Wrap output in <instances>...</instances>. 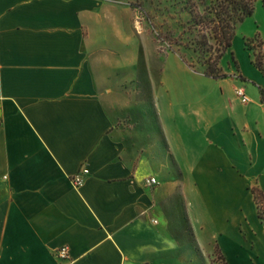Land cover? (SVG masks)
I'll list each match as a JSON object with an SVG mask.
<instances>
[{"label": "crops", "instance_id": "0c3cea01", "mask_svg": "<svg viewBox=\"0 0 264 264\" xmlns=\"http://www.w3.org/2000/svg\"><path fill=\"white\" fill-rule=\"evenodd\" d=\"M107 3L0 0V264H202L168 205L185 190L209 192L223 264H264L249 192L264 194V80L241 64L207 78L174 53L109 71L136 42L97 35Z\"/></svg>", "mask_w": 264, "mask_h": 264}, {"label": "rangeland", "instance_id": "374dc122", "mask_svg": "<svg viewBox=\"0 0 264 264\" xmlns=\"http://www.w3.org/2000/svg\"><path fill=\"white\" fill-rule=\"evenodd\" d=\"M211 1L114 0V3H107L111 10L104 13L102 31L97 35L105 37L106 33L108 38H115L116 36L110 33V24L113 25V30L117 25L122 36L134 40L136 46H132L131 55H129V48L124 51L117 47L113 48V56L107 63L106 69L115 72L116 70L139 72L156 69V62L152 59L155 53L158 55L174 53L181 61L183 59L196 68L192 70L182 61L188 69L201 73L202 68L197 64L200 54L193 52L195 43L200 40L198 31L201 28H196L193 21L203 15L204 9ZM258 42L261 43L260 50L264 53V8L261 0L255 3L252 16L237 25L231 48L227 51L229 53L226 52L227 55L225 53L220 60L219 68L226 78L231 76L229 72L233 69L240 72L241 64L247 76L251 78L256 76L258 79L261 77L264 80L261 72L254 66V59L259 53ZM207 44L215 46L212 40H207ZM135 49L133 63L132 58L129 59V57L134 55ZM261 60L264 62L262 57ZM234 76H237L236 73ZM243 83L249 88L254 87L250 79H245ZM256 89L258 90V87ZM249 192L251 193L250 190ZM216 193L221 194V192ZM168 194V205L171 211L180 210L181 206L185 210V248H194L195 255L202 264H223L217 249L215 224L210 221L209 216V192L185 190L169 191Z\"/></svg>", "mask_w": 264, "mask_h": 264}, {"label": "trees", "instance_id": "16d2710c", "mask_svg": "<svg viewBox=\"0 0 264 264\" xmlns=\"http://www.w3.org/2000/svg\"><path fill=\"white\" fill-rule=\"evenodd\" d=\"M258 0H212L204 9L203 15L194 20L193 24L198 31L200 40L195 43L194 53H199L197 64L202 68L201 73L211 79H224L219 68L222 56L231 48L237 25L241 24L246 18L252 16L254 5ZM264 8V0H261ZM204 31V32H203ZM204 33V34H203ZM207 40H212L214 47L207 44ZM261 43H257L258 55L254 59V66L264 77V53L261 52ZM182 61L192 70L196 68ZM260 101L264 105V89L258 88ZM253 201L256 206L257 217L264 226V194L257 187L250 188Z\"/></svg>", "mask_w": 264, "mask_h": 264}, {"label": "built area", "instance_id": "2783aa9c", "mask_svg": "<svg viewBox=\"0 0 264 264\" xmlns=\"http://www.w3.org/2000/svg\"><path fill=\"white\" fill-rule=\"evenodd\" d=\"M235 96L240 100L242 104H247L249 102V99L247 95L244 92L243 88H237L235 89ZM87 171L85 169H82L76 176L72 178V183L75 187L81 186L83 180H82V175L86 174ZM146 184L148 186H154L157 185V181L155 178H149L146 180ZM57 256L62 259V260H67L69 258L68 254V248L67 247H62L57 250Z\"/></svg>", "mask_w": 264, "mask_h": 264}]
</instances>
